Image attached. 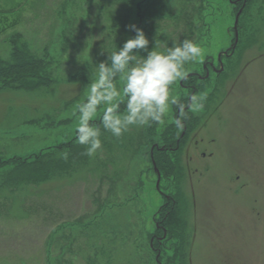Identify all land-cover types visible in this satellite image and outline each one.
Returning <instances> with one entry per match:
<instances>
[{
	"label": "rangeland",
	"instance_id": "obj_1",
	"mask_svg": "<svg viewBox=\"0 0 264 264\" xmlns=\"http://www.w3.org/2000/svg\"><path fill=\"white\" fill-rule=\"evenodd\" d=\"M130 1L127 9L117 0H0L1 56L9 57L14 42L26 44L55 80L39 92L0 91L1 160L75 140L77 107L87 98L97 64L135 36L130 24L150 40L160 37L157 51L185 38L201 46L202 60L189 65L187 80L174 87L181 102L191 97L193 85L195 95L207 97L202 110L186 108L180 117L205 116L206 140L199 149L186 143L184 128L173 122L179 114L174 107L164 124L133 127L120 138L104 132L103 149L89 157L85 170L32 188L21 209L5 210L0 200V264H45L46 242L52 264L58 236L63 244L71 241L65 259L72 264H159L158 224L169 232L161 264H186L176 257L179 247L184 258L185 232L170 230L168 211L181 216L182 227L197 215L216 233L234 227L242 252L253 249L255 262L264 264V0H161L164 11L157 14L155 0ZM188 2L202 6L200 16L183 8ZM220 55L223 70L209 68L207 77L204 65L221 69ZM116 83L123 87L119 77ZM23 101L29 109L11 117L9 106L18 110ZM120 111H126L124 103ZM195 256L194 264H213L210 253Z\"/></svg>",
	"mask_w": 264,
	"mask_h": 264
},
{
	"label": "clouds",
	"instance_id": "obj_2",
	"mask_svg": "<svg viewBox=\"0 0 264 264\" xmlns=\"http://www.w3.org/2000/svg\"><path fill=\"white\" fill-rule=\"evenodd\" d=\"M135 36L125 40L118 51L107 55L97 64L95 78L90 82L85 102L77 107L78 121L75 140L84 146V155L94 157L103 149L104 132L120 138L133 127L164 124L173 107L179 116L173 121L183 127L180 116L185 109L193 112L202 110L207 97L192 95L181 102L175 95V85L187 80L188 66L199 63L203 58L201 46L192 39L173 42L166 51H157L158 43L150 40L143 28L128 25ZM105 52L102 48L101 54ZM143 53L141 58L138 55ZM123 87L117 86V78ZM126 98L125 101L121 97ZM124 103L126 111L121 113ZM100 109V123L94 122ZM68 158V153L63 154Z\"/></svg>",
	"mask_w": 264,
	"mask_h": 264
},
{
	"label": "trees",
	"instance_id": "obj_3",
	"mask_svg": "<svg viewBox=\"0 0 264 264\" xmlns=\"http://www.w3.org/2000/svg\"><path fill=\"white\" fill-rule=\"evenodd\" d=\"M160 1L155 0L154 2L156 8L153 12H156V14L157 12L164 11L162 5H160ZM117 3L123 4L127 9H130V0H117ZM188 4L190 6H183L185 10L187 9L189 11L191 8L194 16L201 15V5L198 6L190 2ZM119 18L121 20L126 19L123 14ZM159 38L156 37V41L161 39ZM42 63L43 61L26 44L18 45L17 42H14L13 49L8 58H4L0 54V91L10 90L15 93L39 92L42 88L50 87L55 80L52 77V73L48 69H45ZM9 108L10 112L12 111V117L14 113V116H16L21 111L29 109V103L23 101L22 106L18 110L15 105H11ZM17 117L21 116L17 115ZM84 150V146L77 144L74 140L60 145L59 149L43 150L39 154L26 158L14 157L5 160H1L0 158V200H2V207L7 210H9V206H15L21 209L24 201H26L24 200L25 197L28 196L27 193L32 188L41 186L54 179H68L69 176L85 170L88 167L86 163L89 157L83 154ZM64 153H68L67 159L63 158ZM61 185L62 183L59 184V187ZM180 224L181 216L172 213L168 218L167 225L169 227L182 226ZM74 238H71V240ZM60 240L61 238L59 236L53 239V251L51 252L53 258L52 264H72L71 260L65 259V254L69 250V247H71V241L68 240L69 243L63 244ZM49 244L50 242H46L43 251L44 255L47 254L45 264H47L48 260Z\"/></svg>",
	"mask_w": 264,
	"mask_h": 264
},
{
	"label": "flooded vegetation",
	"instance_id": "obj_4",
	"mask_svg": "<svg viewBox=\"0 0 264 264\" xmlns=\"http://www.w3.org/2000/svg\"><path fill=\"white\" fill-rule=\"evenodd\" d=\"M220 58L221 59H219L218 57V63L220 64L221 69H217V67H215L214 64L210 66L209 64L204 65V68L207 71V77L209 76V68H212V70L217 73H220L221 70H223L224 66L222 64L223 63L222 55ZM191 88H192V93H191L192 96L197 93V89H196L197 87L193 85ZM192 116L193 115L191 114V116L189 115L187 119L182 120L183 128H184L183 134L186 133L187 135L188 141L186 143L191 144V147L193 144L195 148L199 149L203 145V142L206 140L204 135H206L207 127L203 125L205 116L203 118L198 117L199 120L198 118ZM195 152L196 150H194V154ZM206 153H207L206 151L200 152V154H202L203 156H206ZM188 154H189V159L190 160L192 159L191 162H193L195 155L194 154L191 155L190 152ZM197 170L201 172L200 168H197ZM190 173L193 176H196V174H198V173L195 174L194 172L191 171ZM194 196H196L195 192L193 193V197ZM166 198L167 200H171L169 196H166ZM193 206L194 203L192 200L191 207L193 208ZM194 212H196L197 214V209L194 210ZM202 213H203V205H202L200 217H202L201 216ZM171 214H172L171 211H168L166 215V219H168ZM260 219H263L264 221V216H262ZM257 221L258 220L256 219L255 221L253 220L252 222L255 224V222ZM201 222L202 219L200 221L197 215V218L190 220L189 224L186 227L171 226L170 227L171 229L169 228L171 231L174 230L177 232L180 229H182L185 232L183 233L184 234L183 245L185 244V248L182 253L184 258L179 257L181 252L178 247V250L176 252V257L178 259L180 260L184 259L186 264H194V259L197 258L195 255L203 254L207 252L213 256V258L211 259V261H213L212 262L213 264H257V262H255V251L253 249L250 250V252L249 251L242 252L239 242L240 234L237 231V229H235L234 227L227 228L228 226H221L218 233H216L215 230L210 229L207 224L204 225L203 222L202 224ZM157 228L158 230L157 233L155 234V239H157L159 246L158 248H156L157 262L161 264L160 256H161V244H163L162 239L164 237H167L169 232L167 227H163L160 224H158ZM251 229H253V227L251 225L248 226V230L251 231ZM180 239H182V237ZM197 239H198V243L195 244ZM202 241H206V243L208 242V245L205 248L201 246ZM194 245L196 246L194 247Z\"/></svg>",
	"mask_w": 264,
	"mask_h": 264
},
{
	"label": "water",
	"instance_id": "obj_5",
	"mask_svg": "<svg viewBox=\"0 0 264 264\" xmlns=\"http://www.w3.org/2000/svg\"><path fill=\"white\" fill-rule=\"evenodd\" d=\"M241 13H242V9L239 10V12H238V14L236 16V23H235V45L237 44L238 39H239V35H238V23H239V18H240ZM156 171L158 172V177H159V181H160V173L157 170V168H156ZM158 187H159V183H158Z\"/></svg>",
	"mask_w": 264,
	"mask_h": 264
}]
</instances>
